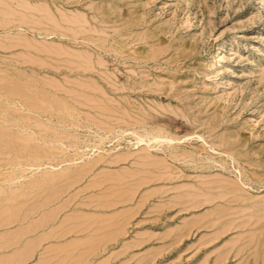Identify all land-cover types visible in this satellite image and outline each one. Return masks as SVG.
I'll list each match as a JSON object with an SVG mask.
<instances>
[{
  "label": "rangeland",
  "instance_id": "374dc122",
  "mask_svg": "<svg viewBox=\"0 0 264 264\" xmlns=\"http://www.w3.org/2000/svg\"><path fill=\"white\" fill-rule=\"evenodd\" d=\"M0 264H264V0H0Z\"/></svg>",
  "mask_w": 264,
  "mask_h": 264
}]
</instances>
